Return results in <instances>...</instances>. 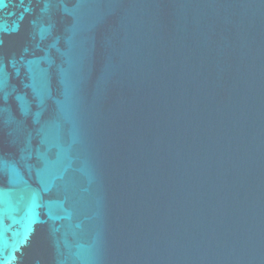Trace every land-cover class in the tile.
Returning a JSON list of instances; mask_svg holds the SVG:
<instances>
[{
	"label": "water",
	"instance_id": "water-1",
	"mask_svg": "<svg viewBox=\"0 0 264 264\" xmlns=\"http://www.w3.org/2000/svg\"><path fill=\"white\" fill-rule=\"evenodd\" d=\"M0 264H264V0H2Z\"/></svg>",
	"mask_w": 264,
	"mask_h": 264
},
{
	"label": "snow or ice",
	"instance_id": "snow-or-ice-1",
	"mask_svg": "<svg viewBox=\"0 0 264 264\" xmlns=\"http://www.w3.org/2000/svg\"><path fill=\"white\" fill-rule=\"evenodd\" d=\"M0 3H2V0H0Z\"/></svg>",
	"mask_w": 264,
	"mask_h": 264
}]
</instances>
